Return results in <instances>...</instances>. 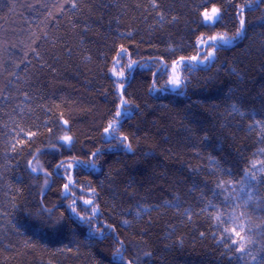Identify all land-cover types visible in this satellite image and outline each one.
<instances>
[{"label": "trees", "instance_id": "obj_1", "mask_svg": "<svg viewBox=\"0 0 264 264\" xmlns=\"http://www.w3.org/2000/svg\"><path fill=\"white\" fill-rule=\"evenodd\" d=\"M0 264H264V0H0Z\"/></svg>", "mask_w": 264, "mask_h": 264}, {"label": "rangeland", "instance_id": "obj_2", "mask_svg": "<svg viewBox=\"0 0 264 264\" xmlns=\"http://www.w3.org/2000/svg\"><path fill=\"white\" fill-rule=\"evenodd\" d=\"M220 16V10L218 8H212L208 11H206L203 14V21L206 24L209 25H214ZM236 40V37L230 38L224 35H213V36H207V37H202L198 41V47L200 49H204L207 57L212 59L215 57V50L218 45L222 46H231ZM179 69V74H181V69L182 67H178ZM125 74V71H122L121 74H118V72H113L114 77L117 79L123 78ZM121 85V84H119ZM181 87V80L176 74H173L170 78L169 85H168V90L169 91H178Z\"/></svg>", "mask_w": 264, "mask_h": 264}]
</instances>
